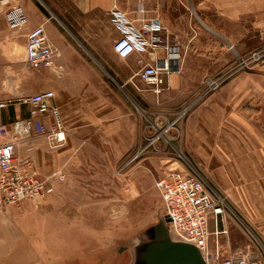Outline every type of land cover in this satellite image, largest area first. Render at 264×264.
Here are the masks:
<instances>
[{"label": "rangeland", "instance_id": "obj_1", "mask_svg": "<svg viewBox=\"0 0 264 264\" xmlns=\"http://www.w3.org/2000/svg\"><path fill=\"white\" fill-rule=\"evenodd\" d=\"M238 5L239 42L232 44L238 52L224 67L215 60L191 59L205 68L186 70L191 103L180 116L145 108L143 96H179L170 93L168 83L156 91L139 80V91L131 83L112 80V88L127 96L134 112L127 122L126 167L120 168L113 148L73 150L71 165L58 169L67 173L66 179L35 203L45 208L47 226L31 222L37 223L35 235L45 237L47 244H32L35 254L29 253V245L4 253L0 264H132L138 243L150 239L152 227L165 219L157 180L182 170L196 174L224 198L220 223L228 233L220 236L219 257L215 250L211 259L223 264L244 253L264 264V0H238ZM209 76H223L222 84L209 89ZM211 98L218 108L208 102L205 109ZM210 244L216 247L214 235Z\"/></svg>", "mask_w": 264, "mask_h": 264}, {"label": "crops", "instance_id": "obj_2", "mask_svg": "<svg viewBox=\"0 0 264 264\" xmlns=\"http://www.w3.org/2000/svg\"><path fill=\"white\" fill-rule=\"evenodd\" d=\"M15 4L23 7L27 21L13 28L6 12ZM114 4L133 19L151 21L157 17L165 26V44L156 49L137 50L127 57L118 56L113 44L124 30L110 13ZM238 18V0H0V96L4 98L0 104L14 99L0 105V123L10 125L16 118L30 116L29 107L15 100L21 94L53 89V101L61 107L64 116L66 142L61 147L49 148L43 137L32 138L37 171L50 175L67 168L74 161L72 151L83 148L116 149L113 157L124 169L128 155V116L132 117L134 112L127 96L112 88V80L118 85L131 83L143 91L138 84L140 79L135 76L140 67L138 58L153 61L168 57L171 71L165 82L170 93L178 92L179 96L143 97L145 108L173 117L191 103L187 101L190 75L186 70L205 68L191 59L197 58L198 63L215 60L224 67L238 52L237 48L232 49V44L236 47L239 42ZM38 25H44L55 56L51 66L35 69L26 61V50L28 32ZM122 61L129 63L122 65ZM212 98L204 102L205 109L208 102L218 108ZM37 118L47 121V116L42 114ZM150 145L140 148L145 150ZM16 153L20 157L28 155L27 144L20 142ZM66 177L62 180L52 177L54 190ZM40 200L26 199L1 211L0 255L19 252L27 245L29 253L35 254L32 244H47L45 237L35 235L37 223L31 222L38 221L44 229L47 226L45 208H40L41 203L35 204ZM210 225L213 226V221ZM220 226L225 227L223 222ZM148 240L138 243L132 264H142L140 252ZM41 252L45 250L38 253Z\"/></svg>", "mask_w": 264, "mask_h": 264}, {"label": "built area", "instance_id": "obj_3", "mask_svg": "<svg viewBox=\"0 0 264 264\" xmlns=\"http://www.w3.org/2000/svg\"><path fill=\"white\" fill-rule=\"evenodd\" d=\"M112 16L121 24L124 34L115 39L113 48L120 57H127L137 50L146 51L156 49L167 41L164 35L165 26L158 18L147 21V18L133 19L128 12L120 9L117 4L110 8ZM6 18L13 28L22 26L27 21L23 7L13 5L7 12ZM254 55H260L256 52ZM55 52L49 42L44 25L33 27L27 36L26 61L31 68L51 66ZM242 64L249 66L248 60L240 56ZM140 64L135 76L151 84L159 91L165 83L166 76L171 71L168 57L153 61L138 58ZM223 81V76H209L207 87L217 89ZM55 91L45 89L33 93H24L15 100L29 107L30 116L19 117L10 125L0 123V210H5L10 204H19L26 199L41 198L53 192L52 177L56 174L65 178L66 174L55 171L50 175H42L35 168L32 154L34 143L32 138L43 136L48 146L59 147L66 142V126L61 107L53 99ZM14 99L10 98L11 102ZM2 102L0 105H5ZM189 108L182 107L177 116ZM47 116V121L37 118V115ZM154 137V136H153ZM152 140L155 139V137ZM20 142L27 144L29 154L20 157L16 153ZM136 152L133 157L139 156ZM160 190L166 213L170 217L168 222L170 232L177 240L196 244L204 258L214 264L211 258L219 257V236L228 232L226 227L220 226V216L224 213V198L214 194L204 181L192 172L170 171L163 174L156 182ZM213 221L214 227H211ZM214 235L216 247L212 249L210 236ZM247 254L232 255L223 264H255Z\"/></svg>", "mask_w": 264, "mask_h": 264}, {"label": "water", "instance_id": "obj_4", "mask_svg": "<svg viewBox=\"0 0 264 264\" xmlns=\"http://www.w3.org/2000/svg\"><path fill=\"white\" fill-rule=\"evenodd\" d=\"M152 229V239L140 252L142 264H214L207 261L199 247L191 242L172 238L168 214Z\"/></svg>", "mask_w": 264, "mask_h": 264}, {"label": "bare ground", "instance_id": "obj_5", "mask_svg": "<svg viewBox=\"0 0 264 264\" xmlns=\"http://www.w3.org/2000/svg\"><path fill=\"white\" fill-rule=\"evenodd\" d=\"M171 236H172V238H174L173 235H172V232H171ZM174 239H176V238H174Z\"/></svg>", "mask_w": 264, "mask_h": 264}]
</instances>
